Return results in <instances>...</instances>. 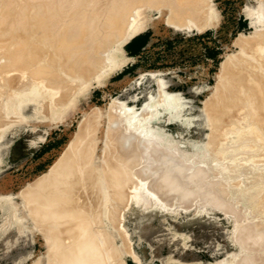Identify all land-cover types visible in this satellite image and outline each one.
Returning a JSON list of instances; mask_svg holds the SVG:
<instances>
[{
    "label": "bare ground",
    "instance_id": "obj_1",
    "mask_svg": "<svg viewBox=\"0 0 264 264\" xmlns=\"http://www.w3.org/2000/svg\"><path fill=\"white\" fill-rule=\"evenodd\" d=\"M260 3L256 12L257 18L263 19L260 29L248 38L239 39L247 60L241 54L242 61L224 63L226 76L221 77H226V83L223 85L220 81L222 86L211 98L210 106L208 100L206 109H210L209 112L202 111L205 126L210 119L213 123L209 125L210 129L211 125L214 128L212 142L226 151V157L218 161L221 164L237 150H241L243 156L253 157L251 160L264 156V148L261 150L264 147V0ZM147 10L159 11L167 23L180 28L218 16L211 0H0V160L8 147V141L4 140L7 130L17 119L22 121L30 117L23 118L27 108L35 110V104L43 99L50 113L62 108H77V97L81 93L89 94L92 81L104 83L113 69L127 61L123 45L147 27ZM239 55L237 59H241ZM156 81L158 94H150L140 109L119 102L109 111L107 129L110 135L107 136L112 140H107L112 142L113 148H109L122 155L121 159H110L101 167L100 156L92 154L96 147L93 132L105 128L98 109L88 115L90 118L82 119L76 139L72 141L73 148L63 153L50 170L49 178L46 175L35 181L33 188L20 192L19 201L12 194L6 196L9 201L5 205L12 216L43 236L45 246L51 251L44 253L37 264H111L107 258L111 249L107 252L105 246L109 242L105 244L100 234L104 233L97 225L99 219L108 222L112 201L118 208L121 206L128 211L133 204L148 207L154 196L146 188L149 180L140 172L142 177H137V170L133 173L131 167L140 162L139 171L151 166L154 170L153 164L157 165L161 159L165 164L170 158L180 160L191 155L187 159L200 161L207 151L210 155L211 147L206 151V145L197 148L191 140L179 142L166 130L168 124H194V117L183 113V108L191 101H185L179 92L169 91L163 77L156 76ZM51 115L57 119L55 113ZM189 146H194V150L196 147V152L192 153ZM135 157L140 161L132 165ZM175 160L173 164L178 162ZM236 165L239 167V163ZM157 170L160 171L156 169L155 173ZM147 173L144 171L145 176ZM176 180L175 176L167 175L162 182L156 181L150 186L158 189ZM115 210L111 213L113 216L110 215L117 221L119 211ZM106 228L111 231H108L110 235L118 236L111 224ZM32 256L29 253L22 262Z\"/></svg>",
    "mask_w": 264,
    "mask_h": 264
},
{
    "label": "rangeland",
    "instance_id": "obj_2",
    "mask_svg": "<svg viewBox=\"0 0 264 264\" xmlns=\"http://www.w3.org/2000/svg\"><path fill=\"white\" fill-rule=\"evenodd\" d=\"M211 1L218 19L210 17L197 21L200 22L199 26L195 23L189 28L169 24L159 11L147 10V27L123 45L127 61L113 69L104 83L92 81L89 94L81 93L77 97V108L57 110L54 112L56 119L51 115L54 113L46 108L48 106L44 99L39 100L35 104V110L29 107L22 114L23 118L30 116L26 121L17 119L15 123L19 124L11 125L12 128L7 130L4 138L8 141V147L0 160V264H37L44 253H51L48 246H45L47 244L43 236L12 216L9 207L5 205L9 201L6 196L12 194L19 201L20 192L33 188L35 181L46 175L50 176V170L63 153L73 148L82 119L91 116L98 109L102 114L100 120L105 132L101 129L93 132L97 145L92 140V144L96 146L93 147L95 149H92V154L100 156L101 167L103 164L105 167L110 159H121L122 155L117 153L119 151H113L112 142L109 143L112 140L107 129L110 122L109 111L113 106L119 105V102L140 109L150 94L157 95L159 92L156 76L163 77L168 82L169 91L179 92L185 101H191L183 108V113L193 116L195 121L190 126L183 125L184 127L178 123L168 124L166 130L172 132L179 142L191 140L196 143L197 148L199 145H206V151L210 149L208 147L215 149L209 150L210 155L207 151L200 158L202 161L187 159L191 155H183L185 158L182 159L179 155L180 160H187L182 165L178 157L170 158L171 161L168 159L162 164L161 154L162 157H156L160 161H157V165L153 164L154 170L153 166L144 170L148 172L146 176L143 168L140 171L138 169L141 167L138 166L139 158L133 159L135 162L132 161V165L138 162L131 167L134 168L133 173L137 170V177L143 176L145 180H149L146 188L154 196L148 207L133 204L128 211L123 207L122 210L121 206L120 211L113 201L110 203L112 207L108 222L99 219L97 223L100 232L104 233L100 234L104 236L102 238L105 244L109 242L105 246L108 247L107 252L111 249L107 258L111 264H264V156L251 160L250 155L245 154L248 157L244 155L243 158L244 153L235 150L224 165L219 163L224 155L226 157V151L212 142L214 128L210 117L206 126L203 119V112L210 110L206 109L208 100L210 106L216 91L222 86L220 83H226V77L222 78L223 74L226 76L224 65L238 63L245 57V50L239 41L260 29L263 19L259 20L256 12L263 0ZM238 54L243 57L237 59ZM178 132L181 134H177ZM94 133H98L97 136ZM208 141L216 147L211 143L209 145ZM227 145L225 144L229 147L230 144ZM196 147L194 150V146H189V150L196 152ZM190 159L192 161L188 162ZM174 160L178 161L175 162L178 167L173 164ZM190 162L193 165L197 162L195 168ZM237 163L239 167L235 166ZM155 168L160 169L157 170L158 174L155 173ZM167 168L170 170L167 171ZM233 171L234 174H231ZM167 175L175 176L177 180L167 182L169 187L166 183L167 186H159L158 189L157 186H150L151 183L156 184V181L162 182L161 179ZM85 201L89 204V200ZM113 210L122 215L118 212V222L112 217ZM107 224L115 228L118 236L110 235ZM29 253L33 256L22 262L23 257Z\"/></svg>",
    "mask_w": 264,
    "mask_h": 264
},
{
    "label": "water",
    "instance_id": "obj_3",
    "mask_svg": "<svg viewBox=\"0 0 264 264\" xmlns=\"http://www.w3.org/2000/svg\"><path fill=\"white\" fill-rule=\"evenodd\" d=\"M130 40H131V39H130ZM130 40H129V41H130ZM129 41H128V42H129ZM128 42H127V43H128ZM127 43H126V44H127Z\"/></svg>",
    "mask_w": 264,
    "mask_h": 264
}]
</instances>
